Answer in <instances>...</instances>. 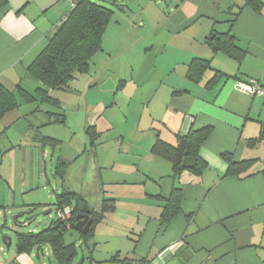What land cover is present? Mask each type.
Instances as JSON below:
<instances>
[{
    "label": "crops",
    "instance_id": "1",
    "mask_svg": "<svg viewBox=\"0 0 264 264\" xmlns=\"http://www.w3.org/2000/svg\"><path fill=\"white\" fill-rule=\"evenodd\" d=\"M80 1L5 0L0 10L3 87L13 91L20 86L29 93L39 87L28 68ZM132 1L135 10L117 5L119 14L114 11L103 35L101 54L91 61L97 66L98 58L104 57L101 66L114 73L111 87L113 81L125 82L113 88L115 94L120 87L122 92L133 87L134 96H139L134 148L125 134L105 137L93 118L85 117L74 135L81 139L68 145L61 137L43 132L51 125H66L64 93H74L72 98L78 94L76 102L86 110L95 104L98 114L113 108L115 101L108 106L101 89L98 95H90L97 80L80 78L87 74L75 76L68 90L51 93L59 106L38 101L20 104L0 120V228L11 216L41 207L28 197L43 188L45 163L50 159L53 165L68 164L54 197L69 191L83 196L96 211L104 198L96 205L90 203L89 186L98 191L100 173H116L106 181L115 186L109 198L113 209L96 225L88 242L90 250L83 248L79 264H264V142L248 145L264 125V94L251 95L243 86L253 79L264 90V5L258 13L244 7L231 23L235 7L243 0H166L162 9L159 0ZM210 33H230L240 61L213 53L205 43ZM138 45L141 59L130 64L116 59ZM157 49L162 57L152 61L151 52ZM195 58L210 62L198 83L187 77V66ZM215 73L221 77L211 83ZM73 83L78 85L72 87ZM86 89L84 96L81 92ZM61 115L63 123L53 122ZM192 124L211 128L199 150L206 168L200 175L185 170L173 178L170 164L154 157L150 149L156 134L175 144V136L186 133ZM88 127L100 134L94 144L86 134ZM36 133L60 143L57 147L33 143ZM225 153L235 162L252 161L249 170L240 178L226 176ZM75 165L71 176L68 168ZM73 179H79L77 185L72 186ZM173 188L182 191L181 210L164 222L161 213ZM117 213L123 219L116 218ZM1 234L0 264H44L42 257L50 253L48 247L38 254L17 253L16 245L5 247Z\"/></svg>",
    "mask_w": 264,
    "mask_h": 264
},
{
    "label": "trees",
    "instance_id": "2",
    "mask_svg": "<svg viewBox=\"0 0 264 264\" xmlns=\"http://www.w3.org/2000/svg\"><path fill=\"white\" fill-rule=\"evenodd\" d=\"M6 5L5 0H0V10ZM264 5L262 0H243V4L235 7L232 13L233 20L238 17L244 7H250L255 12H260ZM114 11L92 0H81L68 13L63 22L50 36L47 45L36 57L28 68V73L39 83L33 93H29L22 87L11 91L0 84V120L8 112L17 109L23 103H46L59 106V102L51 96L54 91H66L75 76L88 74L91 68L92 57L101 51L103 35L112 20ZM205 43L213 53L223 52L236 61H240L241 55H237L234 37L230 33H210ZM210 69L208 60L195 58L187 66V77L190 81L198 83L205 71ZM220 73H215L212 82H215ZM256 81V80H255ZM53 122H64V117L56 118ZM190 125L186 133L175 136V144H170L159 138L156 134L150 153L171 166L172 177L175 178L185 170L200 175L206 164L199 157V150L204 141L211 134V128L204 126L194 128ZM86 134L92 144L99 138L94 127H88ZM33 143L44 147H57L59 141L36 133L31 137ZM264 142V125L261 126L259 135L248 141L249 146ZM222 158L227 162L226 176L239 177L246 173L252 161L244 160L235 162L230 154H223ZM193 162V164H189ZM65 162H58L55 174L64 178ZM182 191L173 188L166 200L161 213V220L171 221L181 210ZM69 206L71 208L70 228L65 223L55 218L42 231H28L16 233L17 253L43 252L48 247L52 259L56 264H72L77 256L76 245L66 244L64 235L73 230L74 219L77 215H89L91 226L85 232H76L79 236L80 246L90 250L89 240L93 236L94 229L104 218L105 213L113 209V200L103 199L100 209L94 210L83 196L71 192L62 191L55 197V208ZM32 212L29 210L27 213ZM142 261H140L141 263ZM145 262V261H144Z\"/></svg>",
    "mask_w": 264,
    "mask_h": 264
},
{
    "label": "rangeland",
    "instance_id": "3",
    "mask_svg": "<svg viewBox=\"0 0 264 264\" xmlns=\"http://www.w3.org/2000/svg\"><path fill=\"white\" fill-rule=\"evenodd\" d=\"M97 3L100 5H103L109 9H112L113 11L116 12V14H119V8L117 5L123 4V7L127 9L128 11L135 10V1L132 0H95ZM116 1V3H115ZM165 1L166 0H159V8H165ZM127 11V12H128ZM129 13V12H128ZM158 34H156L157 36ZM155 37V35H154ZM160 38L164 40L166 37L161 35ZM140 45H138L136 48H133L131 50H124L119 57H114L117 60H123L126 59L127 63H131L134 60L141 59V55L138 51ZM160 52L162 50L157 49L155 52H151V60L153 61L154 59H161L162 56H160ZM98 54H101L98 52ZM101 56V55H97ZM154 56V58L152 57ZM104 57H99L97 66H93V61H91V68L90 71L87 75H83L80 78H88L92 79L93 83L97 80V86L95 90H92L90 92L91 94H96L98 95L99 89H101V94L105 95L106 98L108 99V106L111 105L115 101V105L113 106L112 109L104 112H100V114L96 113L97 112V107L93 106V109H87L84 107V104H77L78 100V94L76 98H72L74 93H64L65 98L63 102V108L65 110L66 114V125H51L48 126L47 129H45L43 132L47 134H54L56 137H61L63 139L64 144L63 145H68L71 143H75L76 140L79 141L81 139L80 136H77L74 138L75 131L80 129L82 127V124L85 121V117L88 118H93L94 123H96V129L98 130H104V136L105 137H111L112 139L117 136L118 134H125L126 140L129 142V146L131 145L132 141L135 139L133 132L135 130V123L137 122L138 114L141 109H139L136 105V101H139L138 94L137 97L134 96L132 92L129 89L126 91H120L121 87L125 85V82L123 80H117L116 82L113 81V85L111 87V81L114 78V73L110 70L108 66H105L103 68L101 63H104ZM154 60V61H155ZM105 65V64H104ZM78 76V75H77ZM87 76V77H86ZM151 78H153V75H150ZM83 84V79H80ZM79 82V81H78ZM90 83V82H89ZM77 83H73L72 87L77 86ZM120 85L121 87L119 88V91L117 94H115V90L113 91V88L115 86ZM130 85L127 86L129 88ZM87 90H82V94L85 96L87 93ZM72 94V95H71ZM133 94V96H132ZM116 95V97H115ZM115 97V100H114ZM106 105V106H107ZM96 108V109H95ZM145 114V113H144ZM84 125V124H83ZM88 125V124H86ZM87 127V126H85ZM72 130V131H71ZM71 131V132H70ZM82 131V130H81ZM81 133H84L83 131ZM84 137H87L86 135ZM127 144V143H126ZM131 149L134 148V144L132 143V146H130ZM63 148H66L63 146ZM62 148V149H63ZM59 149V148H58ZM89 150V148H88ZM88 158V157H87ZM55 163L54 165L50 163V159L46 160L45 163V184L43 185V188H40L35 194L32 196L28 197V201H37L39 204H41V207H37L36 209H32V212L27 213L26 215L23 214V216H17L16 222L20 225L27 224L30 222V219L34 218V220L30 223L29 226L27 227H16L14 225L13 217L11 216L7 222L6 226H3L0 228V232L3 233L1 234L2 237L6 236L11 239L12 243V248L15 247L16 245V233H22V232H28V231H35L39 232L45 229L51 221L54 219V204H55V189H56V183L59 181V177L54 173V168L52 171V167H56ZM122 163L120 160L116 162L117 166H120ZM73 167V168H72ZM68 168L69 174L72 176L76 169L75 167L72 166ZM72 168V169H71ZM100 175H102L100 180H99V188L98 191L95 190V187L89 186V192L90 194L87 195V199L90 203H93V205L98 204L102 198L104 199H109L114 192V185H106V181L111 180L112 178L115 177L116 173H105L101 172ZM67 178V177H66ZM79 179L75 180L73 179L72 186L77 185ZM95 181V180H94ZM113 181V180H112ZM70 182V184H71ZM103 182H105V186L103 185ZM69 184V185H70ZM104 186V188H103ZM59 189V187H58ZM61 189V187H60ZM25 213V212H24ZM29 218V219H28ZM116 218L123 219V217L120 216L119 213H117ZM28 219V220H27ZM125 219V217H124ZM64 241L66 244H75L77 248V257L74 260L73 264H79L82 260V255L84 254V249L82 246L78 245L79 243V236L78 233L69 230L67 233L64 235ZM44 251L45 248H44ZM42 263L44 264H56L54 260L51 257V254L47 253L45 256L42 257Z\"/></svg>",
    "mask_w": 264,
    "mask_h": 264
},
{
    "label": "built area",
    "instance_id": "4",
    "mask_svg": "<svg viewBox=\"0 0 264 264\" xmlns=\"http://www.w3.org/2000/svg\"><path fill=\"white\" fill-rule=\"evenodd\" d=\"M245 90L251 95H263L264 90L259 85V83L253 79L248 80L245 84H243ZM192 123V120L189 121ZM55 218L59 221L65 223L67 229L70 228V220H71V208L69 206H64L61 208H55L54 211Z\"/></svg>",
    "mask_w": 264,
    "mask_h": 264
},
{
    "label": "water",
    "instance_id": "5",
    "mask_svg": "<svg viewBox=\"0 0 264 264\" xmlns=\"http://www.w3.org/2000/svg\"><path fill=\"white\" fill-rule=\"evenodd\" d=\"M17 216L13 217L14 225L16 227H27L30 225V223L34 220V218L30 219V222L27 224L20 225L16 222ZM91 226V219L89 215H77L74 219L73 223V230L76 232H83L85 233ZM3 244L6 248H9L11 246V239L9 237L4 236L3 237Z\"/></svg>",
    "mask_w": 264,
    "mask_h": 264
}]
</instances>
